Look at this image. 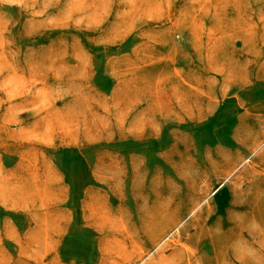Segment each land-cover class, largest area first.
Here are the masks:
<instances>
[{"label": "rangeland", "instance_id": "374dc122", "mask_svg": "<svg viewBox=\"0 0 264 264\" xmlns=\"http://www.w3.org/2000/svg\"><path fill=\"white\" fill-rule=\"evenodd\" d=\"M0 264H264V0H0Z\"/></svg>", "mask_w": 264, "mask_h": 264}]
</instances>
